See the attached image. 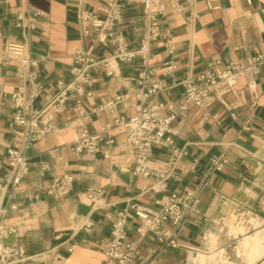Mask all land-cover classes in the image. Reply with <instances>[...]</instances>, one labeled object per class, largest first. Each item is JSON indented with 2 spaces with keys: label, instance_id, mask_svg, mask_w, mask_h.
Masks as SVG:
<instances>
[{
  "label": "crops",
  "instance_id": "obj_1",
  "mask_svg": "<svg viewBox=\"0 0 264 264\" xmlns=\"http://www.w3.org/2000/svg\"><path fill=\"white\" fill-rule=\"evenodd\" d=\"M106 1L0 0V57L8 44H25L39 61L37 69L45 93H53L58 82L72 80L76 48L94 44V36L81 34L78 12H96ZM162 1L167 13L160 17L161 34L151 43L148 67L167 87L151 96L149 103H174L182 96L187 78H197L229 62L247 64L264 52V4L258 0L251 4L221 0L215 10L208 8L206 0ZM143 11L141 2L124 6L121 29L133 48L142 37ZM94 53L99 58L109 56L100 45ZM170 63L174 70L166 74L165 66ZM112 66L113 76L106 75L103 68L91 71L92 98L85 101L88 107L122 98L114 113L93 115L89 124L93 134L115 114L129 118L135 113L142 62H112ZM16 68V60L0 61V221L22 225L20 236L6 240L8 245L20 243L26 250L30 259L19 264H104L103 247L117 212L131 210L132 205L158 210L156 201L172 192H194L196 209L180 225L164 226L179 247L148 238L141 246L145 260L185 264L190 250L225 249L239 243L246 234L229 235L228 221L233 214L239 217L238 225L244 220L252 227L248 218L253 216L262 220L258 228L264 227V64L256 75V106L248 95L244 105L236 106V99L228 94L225 104L216 100L207 111L191 106L185 118L172 123L174 148L186 154L175 178L169 179L160 193L153 191L156 179L132 174L134 154L123 130L107 136L115 141L109 158L103 152L89 155L72 150L78 124L72 100L63 114L55 116L56 132L27 152L30 169L24 185L12 187L7 151L16 128L10 96L24 83ZM239 87L245 89L243 79ZM42 105L43 97L35 107ZM174 111H180L177 105ZM106 148L102 144V149ZM172 153L173 148L154 147L151 164L163 170ZM223 160L227 162L220 168L214 166ZM63 174L74 178L70 191L58 198L49 195L47 186ZM90 194L96 198H89ZM138 224L136 218L128 221L130 237L136 236Z\"/></svg>",
  "mask_w": 264,
  "mask_h": 264
},
{
  "label": "built area",
  "instance_id": "obj_2",
  "mask_svg": "<svg viewBox=\"0 0 264 264\" xmlns=\"http://www.w3.org/2000/svg\"><path fill=\"white\" fill-rule=\"evenodd\" d=\"M264 4V0H258ZM141 2L144 8L141 16L142 37L137 48H133L126 39L121 22L124 15V6ZM221 0H206L210 10L218 9ZM248 4L252 0H246ZM174 11L177 8L173 7ZM167 6L162 0H107L96 12L80 10L77 14V23L81 34L85 37L94 36V44L89 47L76 48L73 55V67L70 82L60 81L56 84L53 93L46 94L41 82L38 65L39 61L32 57L25 44H8L5 54L0 61L16 60L17 76L23 80L10 96L14 114L12 125L15 126V137L11 142L7 155L10 167L12 187L24 185L29 174L30 164L27 152L33 146L56 132L55 116L67 110L69 101H74L73 112L78 122L77 135L71 144L72 150L78 154L95 155L103 152L105 158L110 157V147L114 140L107 136L115 130H123L134 154L132 174L143 178L157 180L153 187L155 193L166 188V182L175 178L176 171L185 151L174 148L172 138V123L177 118H185L191 106L207 111L216 100L224 103L228 94L236 99V106L246 103L245 96L251 98L252 106H256L258 93L256 75L264 64V52L259 53L247 64L229 62L223 68L212 67L197 78H187L183 82L184 92L174 103L151 104L149 99L166 89L164 80L155 76V70L149 68L151 58V43L161 34L160 17L166 15ZM100 45L109 51V56L99 58L95 55V46ZM140 59L144 67L137 82L139 90L136 94L137 104L135 113L129 118L122 114H115L111 121L103 125L99 133H91L89 124L93 115L101 112L114 113L121 97L108 101L98 107L90 108L86 100L92 98L89 89L93 82L91 71L103 68L106 75L113 76L112 62L130 63ZM166 74L172 73V63L165 66ZM245 81V89L239 87L240 80ZM43 97V105L36 108L38 99ZM177 105L179 112L174 111ZM169 112L163 116V112ZM207 116V115H205ZM204 121V120H203ZM102 144L107 148L102 149ZM154 147L173 148L165 168L157 169L151 164L152 149ZM226 160L214 162L220 168ZM74 178L71 174H63L56 178L46 191L54 197H63L71 189ZM100 192L96 195H99ZM90 194L89 198L95 199ZM158 210H150L139 205H132L131 210L117 212L113 222L111 236L103 247L104 264H156L152 259L145 260L142 253V243L146 239L167 243L173 248L179 244L173 233L164 228L165 224L180 225L186 216L195 211L197 198L194 192H172L166 198L156 201ZM139 221L134 238L127 231L130 219ZM22 225L0 221V264H19L30 259L20 243L6 244L11 236H20ZM185 264H237L232 261L224 248L206 250L193 249L188 252ZM253 264H264V256Z\"/></svg>",
  "mask_w": 264,
  "mask_h": 264
},
{
  "label": "bare ground",
  "instance_id": "obj_3",
  "mask_svg": "<svg viewBox=\"0 0 264 264\" xmlns=\"http://www.w3.org/2000/svg\"><path fill=\"white\" fill-rule=\"evenodd\" d=\"M252 227L258 228L262 222L258 219H251ZM249 228H242L241 234H246ZM237 254L248 264H253L264 256V228L254 234L246 235L237 246Z\"/></svg>",
  "mask_w": 264,
  "mask_h": 264
},
{
  "label": "rangeland",
  "instance_id": "obj_4",
  "mask_svg": "<svg viewBox=\"0 0 264 264\" xmlns=\"http://www.w3.org/2000/svg\"><path fill=\"white\" fill-rule=\"evenodd\" d=\"M239 217L236 216V214H233L228 221L229 224V235H233V236H239L240 230L242 228H249V231L246 233V235H251L254 234L255 232H257L258 230L263 229L264 227L261 228H255L253 229V227H250V225H248L246 222H242L244 220L241 221V223L238 225L237 222ZM251 219H258V218H253V216H250L248 218V220L251 222ZM260 220V219H258ZM262 222V220H260ZM252 224V223H251ZM240 243V242H239ZM239 243L230 246V247H226L225 251L227 252V254L229 255V257L232 259L233 262L237 263V264H248L243 258H241L238 254H237V246L239 245ZM213 244H214V240H213Z\"/></svg>",
  "mask_w": 264,
  "mask_h": 264
}]
</instances>
